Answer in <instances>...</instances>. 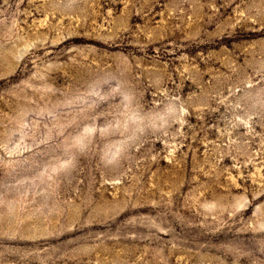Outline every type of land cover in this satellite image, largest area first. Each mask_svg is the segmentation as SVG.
<instances>
[{
    "label": "rangeland",
    "instance_id": "374dc122",
    "mask_svg": "<svg viewBox=\"0 0 264 264\" xmlns=\"http://www.w3.org/2000/svg\"><path fill=\"white\" fill-rule=\"evenodd\" d=\"M0 264H264V0H0Z\"/></svg>",
    "mask_w": 264,
    "mask_h": 264
}]
</instances>
